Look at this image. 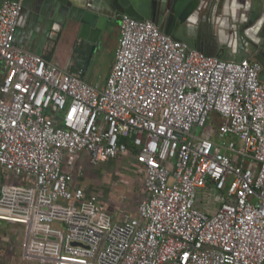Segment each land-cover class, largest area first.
<instances>
[{
	"label": "built area",
	"instance_id": "1",
	"mask_svg": "<svg viewBox=\"0 0 264 264\" xmlns=\"http://www.w3.org/2000/svg\"><path fill=\"white\" fill-rule=\"evenodd\" d=\"M20 7L0 4V220L23 225V258L264 264L258 61L208 56L121 14L100 87L16 45ZM123 158L142 174L144 195L133 214L112 219L80 183L85 168Z\"/></svg>",
	"mask_w": 264,
	"mask_h": 264
},
{
	"label": "water",
	"instance_id": "2",
	"mask_svg": "<svg viewBox=\"0 0 264 264\" xmlns=\"http://www.w3.org/2000/svg\"><path fill=\"white\" fill-rule=\"evenodd\" d=\"M20 11L14 27L13 41L26 32L33 33L38 26L51 28L54 24L79 23L80 36L95 44L110 23L118 21L121 14L136 19L151 20L160 31L171 38L184 42L188 48L203 51L208 56L230 60L225 50H218L216 43L192 32L187 25L194 11H198V0H16ZM2 0H0L1 4ZM258 13H255L256 16ZM253 14L244 26L253 24ZM95 45H92V49ZM217 47V48H216ZM264 54V53H263ZM253 59L261 64L259 78L264 82V57L254 54ZM223 152V150H222Z\"/></svg>",
	"mask_w": 264,
	"mask_h": 264
},
{
	"label": "crops",
	"instance_id": "3",
	"mask_svg": "<svg viewBox=\"0 0 264 264\" xmlns=\"http://www.w3.org/2000/svg\"><path fill=\"white\" fill-rule=\"evenodd\" d=\"M226 1L225 4H221L220 0L219 5H215L212 8L221 19L223 25L218 26V31L222 32V37H216V39L210 38V41L212 40V43H214L213 40L218 41L220 45L224 44L228 48L231 42L226 35V26L231 11ZM252 2L256 3L255 8H258L262 0H252ZM204 4L205 0H201L200 10L198 11L199 15L209 11L205 10ZM192 22L195 23L192 24ZM207 24V19L198 18L196 20L193 16V21L187 25L193 30L192 32L200 35L202 38L204 37L203 33L199 34L194 29L197 26L206 27ZM33 30H35L33 33H31L32 31L26 32L14 43L22 48L40 54L46 60L54 62L63 69L78 74L84 81L90 84H98L100 87L105 86L106 79L114 62V53L119 38L118 21L111 22L108 29L100 35V39H97L95 44L86 38L87 34L83 37L80 36V24L77 22L64 26L54 24L48 29L38 26ZM92 45H95L93 49ZM233 49L231 48L232 51ZM212 117L217 122L219 121L217 115L214 114Z\"/></svg>",
	"mask_w": 264,
	"mask_h": 264
},
{
	"label": "rangeland",
	"instance_id": "4",
	"mask_svg": "<svg viewBox=\"0 0 264 264\" xmlns=\"http://www.w3.org/2000/svg\"><path fill=\"white\" fill-rule=\"evenodd\" d=\"M206 129H209L208 125ZM235 140L240 145V140ZM85 170L80 184L86 192L94 191L104 201L112 219L118 217L119 212L121 216L135 212L144 195L143 176L128 159L111 160ZM5 181L0 171V184ZM23 247V225L0 220V264H48L24 259Z\"/></svg>",
	"mask_w": 264,
	"mask_h": 264
},
{
	"label": "flooded vegetation",
	"instance_id": "5",
	"mask_svg": "<svg viewBox=\"0 0 264 264\" xmlns=\"http://www.w3.org/2000/svg\"><path fill=\"white\" fill-rule=\"evenodd\" d=\"M198 1V9L200 10L201 0ZM221 2V4H225V0H221ZM226 2L231 11L230 17L229 19H227L228 22L226 26V35L227 38L229 37L231 43H229L230 48H226L224 44L220 45L218 41L216 42L213 40V42H215L216 45L219 46L218 50H225L226 55L229 56L232 60H250L253 59L252 56L254 54H259L261 57H264V0H262L261 5L258 8H255L256 3L252 2V0H227ZM219 3L220 0H205V10L209 11L203 13L202 15H199L198 10L192 13L194 15L190 17L192 21L193 16L196 18V20L198 18L207 19L208 24L206 27L197 26V28L194 30L199 32V34L203 33L204 37L209 40L210 38L216 39V37H222V32L218 31V26L223 25V23L216 12H214L212 9L215 5H219ZM255 13L258 14L254 16ZM252 14L255 20L253 24H249L248 26L243 27V24H246L250 21V17ZM193 23L195 22H192V24ZM213 25L214 27H212ZM231 48L233 49V51L231 50Z\"/></svg>",
	"mask_w": 264,
	"mask_h": 264
}]
</instances>
